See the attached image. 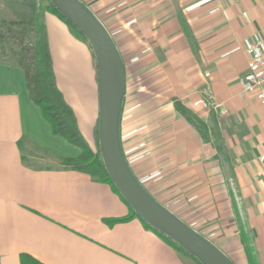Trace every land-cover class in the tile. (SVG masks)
Returning a JSON list of instances; mask_svg holds the SVG:
<instances>
[{
    "label": "crops",
    "instance_id": "0c3cea01",
    "mask_svg": "<svg viewBox=\"0 0 264 264\" xmlns=\"http://www.w3.org/2000/svg\"><path fill=\"white\" fill-rule=\"evenodd\" d=\"M40 0H0V24L33 23ZM125 69L119 143L144 189L235 264H264V108L239 95L246 47L264 41V0H81ZM41 13V11H40ZM58 89L90 147L97 71L88 44L42 13ZM199 118L203 133L176 109ZM205 136V137H204ZM81 149L52 132L23 69L0 56V264H198L129 209L112 186L60 167Z\"/></svg>",
    "mask_w": 264,
    "mask_h": 264
},
{
    "label": "water",
    "instance_id": "95a60500",
    "mask_svg": "<svg viewBox=\"0 0 264 264\" xmlns=\"http://www.w3.org/2000/svg\"><path fill=\"white\" fill-rule=\"evenodd\" d=\"M85 36L94 53L98 83V139L105 169L136 215L171 237L202 264H235L210 240L155 200L128 167L119 143L125 69L110 34L81 0H51Z\"/></svg>",
    "mask_w": 264,
    "mask_h": 264
},
{
    "label": "trees",
    "instance_id": "16d2710c",
    "mask_svg": "<svg viewBox=\"0 0 264 264\" xmlns=\"http://www.w3.org/2000/svg\"><path fill=\"white\" fill-rule=\"evenodd\" d=\"M46 1L47 2L44 5V9L46 10V12L51 13L58 17L60 20H62L90 47L89 42L87 41L85 36L69 21V19L65 15H63L55 7L51 0ZM4 26L7 28L8 35H5L1 32V28ZM31 32L34 33V40H30V42H24V40L29 37V33ZM11 39H15L13 41H16V46L10 48V55L16 60L18 65L24 71L26 86L31 99L37 105L40 106L44 117L51 126L52 132L56 135L64 137L68 142L75 144L81 149V152L78 156L66 157L61 160L59 162L60 167L86 172L94 176L97 180L107 182L112 186L113 190L120 196V198L128 207L129 213L123 217L108 219V224L111 225L117 222L127 221L133 217L139 218L134 212V210L129 206L127 201L119 193L105 169L99 148L98 124H96L94 129L95 145L92 148L88 145L87 141L81 134L72 108L64 100L61 91L57 87L45 23L43 21L38 24L30 22L27 23L24 21L1 23V52H3L4 44L9 43ZM90 50L92 55L93 66L96 69L95 56L91 47ZM176 109L188 120V122H190L196 127L199 133H203L204 124L199 118L192 115L189 110H187L182 105H180V103L177 102ZM140 220L146 227L154 230L169 244L192 257L198 264H202L193 254L188 252L171 237L163 234L155 227L150 226L142 219ZM241 239L242 242L245 244L248 264H255V259L252 254L251 247L249 245L248 234L242 231ZM19 264L44 263H42L40 260L28 253H22L19 258Z\"/></svg>",
    "mask_w": 264,
    "mask_h": 264
},
{
    "label": "built area",
    "instance_id": "2783aa9c",
    "mask_svg": "<svg viewBox=\"0 0 264 264\" xmlns=\"http://www.w3.org/2000/svg\"><path fill=\"white\" fill-rule=\"evenodd\" d=\"M247 71L239 80V95L254 93L264 108V41L256 39L246 47ZM258 162H264V154L258 156Z\"/></svg>",
    "mask_w": 264,
    "mask_h": 264
},
{
    "label": "rangeland",
    "instance_id": "374dc122",
    "mask_svg": "<svg viewBox=\"0 0 264 264\" xmlns=\"http://www.w3.org/2000/svg\"><path fill=\"white\" fill-rule=\"evenodd\" d=\"M37 2H38V1H37ZM46 2H47L46 0H40V1L38 2V6H36V9H37L38 12H37L36 15H35V19L32 20L33 23L38 24V23H40V22L43 21L42 13L46 12V10L44 9V5L46 4ZM40 11H41V13H40ZM1 32H2L3 34H5V35H8V31H7V28H6L5 26L1 28ZM72 32H73V31H72ZM73 33H74V32H73ZM74 34H76V33H74ZM76 35H77V34H76ZM77 36H78V35H77ZM33 38H34V33L31 32V33H29V37H27V38L24 40V42H30V40L33 41V40H34ZM13 40H15V39H13ZM13 40L11 39L9 43H5V44H4V46H3V52H1L2 47H1V43H0V56H2V57H9V58H12V56L10 55V53H11L10 48L16 46V41H13Z\"/></svg>",
    "mask_w": 264,
    "mask_h": 264
}]
</instances>
